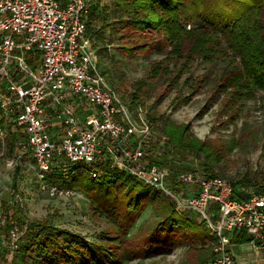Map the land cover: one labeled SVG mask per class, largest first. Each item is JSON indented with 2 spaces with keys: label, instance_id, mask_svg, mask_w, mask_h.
<instances>
[{
  "label": "built area",
  "instance_id": "built-area-1",
  "mask_svg": "<svg viewBox=\"0 0 264 264\" xmlns=\"http://www.w3.org/2000/svg\"><path fill=\"white\" fill-rule=\"evenodd\" d=\"M95 3L0 0V158L11 145L7 166L30 160L39 188L51 196L64 191L50 175L65 177L72 166L85 167L91 178L121 172L158 192L175 212L196 217L212 237L208 264H236L235 236L248 237L237 243L240 255L264 250V194L238 199L229 180L184 169L147 107L106 80L87 35ZM5 205L22 208L21 196L13 192ZM29 231L13 212L0 210L2 263L14 264Z\"/></svg>",
  "mask_w": 264,
  "mask_h": 264
},
{
  "label": "rangeland",
  "instance_id": "rangeland-1",
  "mask_svg": "<svg viewBox=\"0 0 264 264\" xmlns=\"http://www.w3.org/2000/svg\"><path fill=\"white\" fill-rule=\"evenodd\" d=\"M95 1L94 26L99 29L94 50L106 80L128 99L136 94L137 102L147 107L159 129L166 120L188 125V133L215 155L217 162L207 164L212 173L238 182L239 193L260 192L257 186L264 189V91L246 93L242 81L227 84L239 73L240 66L222 36L217 35L215 48L219 52L211 61L198 54L190 56L192 40L185 38L175 57L161 32L127 26V17L115 9L113 0ZM117 15L123 19H116ZM261 18L264 24V9ZM183 25L187 30L196 27L193 23ZM157 63L160 75L152 77L151 69ZM174 154L185 163L184 169L202 170L206 165L203 156L195 152L174 147ZM12 160L13 147L0 158V210L13 212L31 230L38 229L35 224L67 229L78 236V247L85 256L96 255L101 261L109 256L113 264H208L211 246L205 242V227H185L166 220L164 198L155 196L151 188L129 180L117 189L120 191L105 190L104 198L98 201L88 195L108 187L107 179H83L81 191L76 192L67 187L68 174L64 177L54 173L50 175L51 183L64 193L51 196L39 188L27 159L14 188L16 168L7 166ZM121 180L125 181V177ZM4 185L6 191L1 190ZM13 192L22 199L19 212L5 205ZM126 200H132V207ZM181 214L196 220L193 214ZM260 250L242 255L259 256L261 260L264 258ZM33 258L35 264H42L35 255ZM2 261L0 253V264H5ZM19 263L17 260L15 264Z\"/></svg>",
  "mask_w": 264,
  "mask_h": 264
},
{
  "label": "trees",
  "instance_id": "trees-1",
  "mask_svg": "<svg viewBox=\"0 0 264 264\" xmlns=\"http://www.w3.org/2000/svg\"><path fill=\"white\" fill-rule=\"evenodd\" d=\"M113 4L116 10L121 11L127 17L124 20L127 26H132L139 31L161 32L170 45V54L175 57L179 54L181 44L185 38L192 40L190 56L198 54L211 61L215 54L219 52L215 46L217 35L220 34L224 39L226 48L238 60L240 66L239 73L232 76L227 84L242 81L241 87L246 90V93H250L251 90L264 91V24L261 18L264 0H113ZM115 18L118 20L123 19L121 15H117ZM96 19L94 11L87 23V34L89 36L96 37L98 35L96 29H99V26L97 28L93 27ZM183 23H193V26L196 27L187 30ZM195 24H198V26ZM160 67L158 63L152 67V77L160 75ZM137 98L136 94H131V103H137ZM150 122L155 123V119H152L151 116ZM160 129L174 147L203 156L206 165H203L202 170L212 176H218L212 173L211 168L208 167L209 165L207 166L210 162H217L215 155L205 143L188 133V125H176L166 120L162 123ZM8 146L12 150L11 145L8 144ZM20 169L21 167L17 166L14 173L15 176L12 181L14 188ZM87 170L85 167L72 166L68 173L70 180L67 181V187L78 192L82 189L83 179L92 182L107 179V189L103 187L95 195H88L98 201L102 196L104 198L105 190L109 191L111 188L121 189L127 181L131 180L115 170H106L104 176L91 178ZM122 176L125 177V181L121 180ZM237 184L238 182L232 183L235 189V197L238 199L247 198L250 193H239L236 189ZM257 188L260 192H254L255 194H264V189L259 186ZM154 195L160 196L155 190ZM126 201L127 206L132 207V200ZM164 201L163 213L166 220H171L172 224L182 223V226L185 227L202 225L196 220L191 221L188 217L182 216L183 214L175 212L172 204L165 198ZM134 206L137 207L138 204H133ZM19 211L17 209V212ZM35 225H38V229H30L29 233L22 239L14 264L17 260L20 261L19 264H35L33 255L36 256L37 262L42 264L114 263V260L109 256L108 260L105 261H101L96 255L85 256L78 247V236L67 229ZM204 237L207 244L212 240V237L207 234ZM247 241L248 237L243 234L240 237L235 236L232 243H246ZM60 242L63 246L62 249H60ZM66 242H68V245L65 246L64 243ZM209 249L211 256V247ZM202 264H206V262Z\"/></svg>",
  "mask_w": 264,
  "mask_h": 264
},
{
  "label": "crops",
  "instance_id": "crops-1",
  "mask_svg": "<svg viewBox=\"0 0 264 264\" xmlns=\"http://www.w3.org/2000/svg\"><path fill=\"white\" fill-rule=\"evenodd\" d=\"M94 27V25H93ZM88 35V34H87ZM92 39H93V47H94V44H95V39H94V36H91ZM96 53V52H95ZM97 58V56H96ZM98 63V62H97ZM99 66V65H98ZM100 68V67H99ZM102 71V70H101ZM232 249L234 251V253L236 254V264H258V261L260 262H264V259H259V256H257L256 258H252V257H244L243 255H240L241 252L239 251V245L237 243H234L232 245ZM261 253L263 254V257L261 258H264V250H261ZM263 260V261H262Z\"/></svg>",
  "mask_w": 264,
  "mask_h": 264
}]
</instances>
